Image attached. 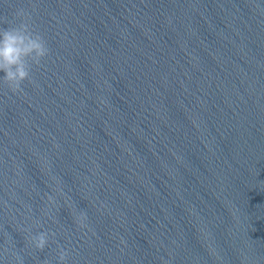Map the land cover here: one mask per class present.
<instances>
[{
    "label": "water",
    "instance_id": "obj_1",
    "mask_svg": "<svg viewBox=\"0 0 264 264\" xmlns=\"http://www.w3.org/2000/svg\"><path fill=\"white\" fill-rule=\"evenodd\" d=\"M21 20L49 53L0 81V264H264V0H0Z\"/></svg>",
    "mask_w": 264,
    "mask_h": 264
},
{
    "label": "clouds",
    "instance_id": "obj_2",
    "mask_svg": "<svg viewBox=\"0 0 264 264\" xmlns=\"http://www.w3.org/2000/svg\"><path fill=\"white\" fill-rule=\"evenodd\" d=\"M16 17L24 16L22 10L14 14ZM4 23H7L5 20ZM49 49L43 37L34 31L32 26L21 20L16 26L0 28V72L4 75L0 77L2 81L13 93L21 91V84L25 80L30 81L31 65H39L42 58L46 57ZM51 202L52 197H48ZM84 218L81 213L80 219ZM37 225L39 222H36ZM50 233L41 231L37 234L29 235L28 241L34 245L35 249L43 250ZM51 235H54L52 233ZM68 251L60 250L58 253V264H64ZM19 260V258H17ZM47 264V262H45Z\"/></svg>",
    "mask_w": 264,
    "mask_h": 264
}]
</instances>
